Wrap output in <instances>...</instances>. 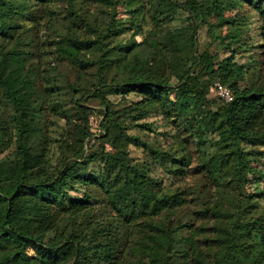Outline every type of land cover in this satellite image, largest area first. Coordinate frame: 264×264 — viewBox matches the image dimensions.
<instances>
[{
    "label": "trees",
    "instance_id": "1",
    "mask_svg": "<svg viewBox=\"0 0 264 264\" xmlns=\"http://www.w3.org/2000/svg\"><path fill=\"white\" fill-rule=\"evenodd\" d=\"M237 1L264 28V0ZM225 2L143 0L131 10L132 22L145 9L147 42L164 53L156 60L139 52L145 39L107 40L125 27L117 0H0V104L10 108L0 111V264H264V204L246 190L251 162L264 157V68L253 79L229 61L217 72L206 59L200 72L180 66L200 62L197 29ZM170 5L185 11L182 22L167 18ZM62 66L75 75L67 91L82 93L92 70L91 96L140 99L122 110L107 100L98 136L71 123L52 161L45 114L67 116ZM216 82L230 100L210 95ZM153 111L173 123L165 144L128 132L153 131L144 121ZM91 140L99 146L87 154ZM130 144L161 159L168 180L135 160Z\"/></svg>",
    "mask_w": 264,
    "mask_h": 264
},
{
    "label": "rangeland",
    "instance_id": "2",
    "mask_svg": "<svg viewBox=\"0 0 264 264\" xmlns=\"http://www.w3.org/2000/svg\"><path fill=\"white\" fill-rule=\"evenodd\" d=\"M182 1V0H180ZM143 3V0H117L118 14L115 18L116 22L119 25L125 26L124 29L120 31H114L106 38L110 42L114 41H126V40H136L143 41L139 46V52L145 56L155 55V59H159L162 54V51L157 47H153L151 43H148L150 37V30L152 28L150 21H148L146 14L142 8V11H136L133 14L132 18L131 10ZM143 13V15H142ZM165 14L168 17L172 16L175 23L182 22L186 17L185 11L177 9L174 6H167L165 9ZM225 18H234L238 20V23L232 24L230 22H223ZM257 15L254 9L248 7L247 4L239 2L237 0H226L225 5L222 8H219L213 12L210 16H207L205 21L197 29V50L193 54L194 57L199 56L200 62L196 66L189 62L187 65L180 66L188 68V66H193L198 72L202 71L201 68L204 67V61H209V66L213 67L215 72L218 71L219 62L229 61L232 63V66L241 67L243 74L249 76L250 78H256V72L264 68V48L262 44L264 43V34L261 32L264 31V28L259 29L258 22H255ZM238 34L240 41L230 42V37L234 32ZM233 36V35H232ZM203 54V57H200ZM60 69L59 77H62L64 83V91L61 94V103L63 104L65 110L67 111V116L63 117L57 109V113L52 111L49 106V101H45L46 110L48 108L51 110L45 114L46 128L49 130V135L52 137L51 143H49V149L47 152L51 153L50 158L52 161L55 160L57 155L56 146L59 144L60 139L68 137V132L71 127V123H84L86 122L90 134L93 136H98L103 133L102 119H103V109H105V104L107 100L111 103L112 108L123 109L127 103L135 102L140 99V96L135 93H129L126 97H122L117 94H106L104 98L102 97H93L90 95V92L86 91L87 87L92 86V84L97 80L94 75V71L90 70L91 73L87 74L83 81V91L80 94L74 93L72 91H67L69 84L72 82L75 83V75L73 70L71 73L68 71L65 66H62ZM162 71V69H160ZM106 80H110L112 76H115L118 72L115 68H107ZM73 73V74H72ZM256 74V75H255ZM70 75V78H68ZM172 81H176V77L172 76ZM204 78H210L209 75H205ZM222 80V78L214 79L212 78L211 84L215 81ZM238 77V83H239ZM262 83L264 85V70ZM233 82V81H232ZM241 82V80H240ZM243 83V82H242ZM228 84V82H226ZM215 85V84H214ZM212 86V85H211ZM227 87V86H226ZM229 89V87H227ZM230 91V89H229ZM231 93V92H230ZM210 95H218L216 93L215 86L210 88ZM49 100V97L48 99ZM80 102L81 106H77L76 102ZM51 104V103H50ZM3 110L4 115H7L10 111L9 106H4L0 104V111ZM64 110V109H63ZM54 112V114L52 113ZM123 118L120 117L119 120ZM66 120H70L68 123ZM131 119H127L125 122H130ZM143 120V119H142ZM144 121L151 122L153 124V131H145L140 127H130V134H137L142 137L144 140H150L153 145L165 144L167 141L166 136L161 132L164 130L171 131L173 130V123L168 122L167 119L163 117L158 111H153L149 113ZM168 122V123H167ZM71 140V137H69ZM170 139V138H169ZM168 139V140H169ZM99 143L93 140L88 141L84 144L86 153L89 150H95L98 148ZM264 148V144H261L260 148ZM105 149H111L109 144H105ZM130 155L141 162L142 165L147 166L151 169V173L154 176L164 178L166 181L169 177L165 174L164 166H160L162 163L156 155H153L149 152H146L143 147L135 146L133 144L129 145ZM88 154V153H87ZM53 163V162H52ZM54 165V163H53ZM98 169V165L94 166ZM264 157L258 155L256 159L251 162L250 172L248 177V182L246 184V190L251 195H258L261 204H264ZM105 183L110 187L109 189H114L119 185V182L115 180L109 181L108 179L104 180ZM72 194H77L72 192Z\"/></svg>",
    "mask_w": 264,
    "mask_h": 264
},
{
    "label": "built area",
    "instance_id": "3",
    "mask_svg": "<svg viewBox=\"0 0 264 264\" xmlns=\"http://www.w3.org/2000/svg\"><path fill=\"white\" fill-rule=\"evenodd\" d=\"M214 86H215V89H216V93L219 96H221L225 100H230L232 98V95H231L229 89L226 86L222 85L219 82H216Z\"/></svg>",
    "mask_w": 264,
    "mask_h": 264
}]
</instances>
